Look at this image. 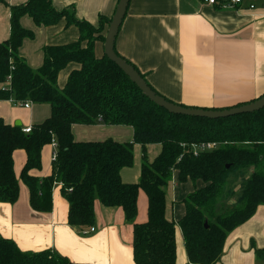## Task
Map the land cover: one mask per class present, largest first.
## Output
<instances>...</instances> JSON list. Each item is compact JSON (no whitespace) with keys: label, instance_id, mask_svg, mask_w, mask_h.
Returning a JSON list of instances; mask_svg holds the SVG:
<instances>
[{"label":"trees","instance_id":"trees-1","mask_svg":"<svg viewBox=\"0 0 264 264\" xmlns=\"http://www.w3.org/2000/svg\"><path fill=\"white\" fill-rule=\"evenodd\" d=\"M2 3L6 4L0 0ZM10 10V38L0 42V101L49 105L51 116L33 126L30 134L0 119V203L13 205L19 199L14 153L21 150L26 162L20 178L29 189L34 212L50 213L54 191L60 187L69 204L72 228L93 227L97 203L124 211L125 221L133 226L135 264H176L177 228L190 264L220 262L228 236L264 206V109L217 120L171 115L146 98L105 55L96 56L95 45L105 42L104 32L112 18L100 17L95 27L78 20L73 7L57 11L53 0H29ZM25 16L38 28L65 20L66 27L79 30V40L45 47L42 67L33 70L19 55L24 41L35 39V33L21 25ZM72 63L81 69L72 72L60 90L59 74ZM9 76L12 81L6 85ZM98 123L133 128V142L75 140L73 126ZM53 142L57 143V156L52 173L44 178L31 176L32 171L42 170V151ZM209 142L221 146L198 156L191 153V145ZM135 145L144 151L149 145H160L162 151L152 163L144 161L138 183L125 184L121 173L133 167ZM248 170H253L251 177L242 181L238 192L225 191L232 176L241 178ZM175 172L181 184H204L184 200L186 213L178 223L166 218V191ZM141 191L148 198V221L144 224L136 222ZM255 255L264 261V249H255ZM0 264L79 263L54 251L23 252L14 241L0 235Z\"/></svg>","mask_w":264,"mask_h":264},{"label":"crops","instance_id":"crops-1","mask_svg":"<svg viewBox=\"0 0 264 264\" xmlns=\"http://www.w3.org/2000/svg\"><path fill=\"white\" fill-rule=\"evenodd\" d=\"M3 1L6 4H0V42L10 38V7L24 5L29 0ZM119 1L53 0V7L57 11L73 7L78 20L97 27L100 17L111 19L114 16ZM258 2L260 0H244L241 7L222 8L203 5L200 0H131L115 50L139 69L156 92L175 104L221 111L257 100L264 95V1L261 5ZM251 5L255 6V10L249 9ZM21 25L35 33V39L25 40L19 52L33 70L42 67L45 47L69 45L80 37L76 27H66L65 20L53 27L38 28L31 18L25 16ZM83 46L86 47V44ZM95 54L98 58L104 56V43H96ZM80 69L79 64L68 65L59 74V89H64L70 74ZM50 116L49 105L31 104L27 109L17 106L12 100L0 101V119L12 126L18 123L23 129L33 128ZM72 132L77 142L113 139L129 143L134 139L131 127L102 123L75 125ZM51 149L53 165L55 149L51 144L42 151V170L32 171L31 176L44 178L52 173V169L50 172L47 168ZM147 150H152L156 159L162 147L149 145ZM25 162L26 153L16 151L14 170L18 179ZM141 168L122 170V181L125 184L138 183ZM178 183V173L175 172L169 186H174L177 202ZM197 184V187L193 185L192 191L204 187L202 182ZM168 192L166 218L176 223L185 215L186 209L185 206L169 207ZM95 212L93 227L83 230L72 228L68 224L69 204L61 195L60 187L54 191L50 213L34 212L28 187L26 191L20 187V196L15 204L0 203V235L14 241L23 252L54 251L73 263L135 264L133 226L125 221L124 211L97 203ZM147 221L148 198L141 191L136 222L144 224ZM90 228L95 231L90 233ZM176 243V264H190L179 228ZM255 249H264L263 206L249 222L228 236L224 255L217 264H264L263 260L257 259Z\"/></svg>","mask_w":264,"mask_h":264},{"label":"water","instance_id":"water-1","mask_svg":"<svg viewBox=\"0 0 264 264\" xmlns=\"http://www.w3.org/2000/svg\"><path fill=\"white\" fill-rule=\"evenodd\" d=\"M131 0H120L104 42V55L113 62L130 80L135 84L142 94L156 106L166 110L171 115H179L193 118H204L209 120L226 119L229 117L251 114L264 109V96L252 103L244 104L225 110H202L195 108H184L175 103L168 102L152 90L146 80L125 59L116 54L115 45L120 29L127 15ZM20 124H16L19 126ZM207 226V225H206Z\"/></svg>","mask_w":264,"mask_h":264},{"label":"rangeland","instance_id":"rangeland-1","mask_svg":"<svg viewBox=\"0 0 264 264\" xmlns=\"http://www.w3.org/2000/svg\"><path fill=\"white\" fill-rule=\"evenodd\" d=\"M264 0H260V2H258L257 4L258 5H261L263 3ZM248 103H251L248 102ZM244 104V103H243ZM247 104V103H245ZM20 106V105H19ZM237 106V105H236ZM21 107V106H20ZM231 108H234V107H231ZM230 109V108H228ZM148 147V146H147ZM52 153H53V150L51 149L50 150V158L48 157L47 158V163H49L48 167L49 168V171L51 172V169H52ZM134 154H135V162H134V165L133 167L131 168H125L124 171H134V170H140L142 164L144 163V161H147L148 163H152L154 160H155V157H154V154L152 152V150H147L146 148V151H144L142 149L141 146H137L135 147L134 149ZM253 170H248L245 172V174L243 175V177H239V176H232L231 179H230V182L227 184V186L225 187V191L226 190H235V191H239V185H241L242 181L243 180H247L251 177V174H252ZM21 173V172H19ZM43 173H44V167H43ZM125 178V177H124ZM19 183H20V187L23 189H25V191L27 190V187L26 185L21 181L20 177H19ZM194 184H192L191 182L190 183H186V184H180L178 183V187H179V190H177L178 192V202H177V195L174 196V186L172 187H168L167 188V191L169 190L168 192V199H169V202H168V205L169 207H184V200L191 194L193 193L194 191H192L193 189V186ZM198 186V184H196V187ZM177 187V188H178ZM176 189V188H175ZM171 191H172V195H171ZM237 191V192H238ZM188 192V195L185 196V194ZM233 192V191H232ZM144 195V194H142ZM170 196V197H169ZM175 197V198H174ZM172 200H173V204H172ZM264 207V206H263ZM185 216V215H184ZM183 216V217H184ZM182 217V219H183ZM172 219H174L172 217ZM181 219V220H182ZM180 220V221H181ZM180 221H176L177 222H180ZM128 224V223H127ZM130 225V224H128Z\"/></svg>","mask_w":264,"mask_h":264},{"label":"built area","instance_id":"built-area-1","mask_svg":"<svg viewBox=\"0 0 264 264\" xmlns=\"http://www.w3.org/2000/svg\"><path fill=\"white\" fill-rule=\"evenodd\" d=\"M203 5L210 6V7H222V8H235V7H241L244 4V0H200ZM251 10H255V6L251 5L249 7ZM12 81V76H9L6 80V85H10ZM17 106L25 107V108H30L31 103L30 102H14ZM32 128H26L23 129V133L25 134H30ZM55 152L53 159H56L57 156V143L53 142L52 143ZM221 146L220 143L216 142H209V143H201V144H193L190 146V151L194 156H198L202 153H207V152H212L217 150ZM179 159L178 161H180ZM94 228H90L89 232H94Z\"/></svg>","mask_w":264,"mask_h":264}]
</instances>
